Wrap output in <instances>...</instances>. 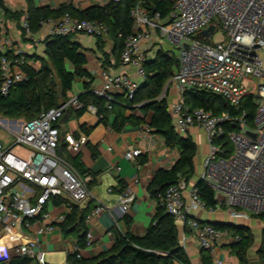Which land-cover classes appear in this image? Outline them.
I'll return each mask as SVG.
<instances>
[{
	"label": "built area",
	"instance_id": "2783aa9c",
	"mask_svg": "<svg viewBox=\"0 0 264 264\" xmlns=\"http://www.w3.org/2000/svg\"><path fill=\"white\" fill-rule=\"evenodd\" d=\"M131 1L133 33L124 41L120 60L133 67L143 81L147 50L156 34L179 50V66L162 95H166L170 85L178 91L179 96L168 111L179 134L187 135L192 127L205 133L209 150L200 179L212 189L217 201L216 207L207 206L196 185L188 188V183L179 179L159 194V203L185 233H191L201 250L211 253L215 264H224L217 254L220 241L226 237L229 242H237L239 235L201 221L195 212L206 210L214 214L225 210L233 220L250 221L257 217L264 222V0H171L173 7L168 18L149 9L151 0ZM46 24L50 25V35L108 33L103 22L81 19L69 12ZM21 25L27 36L33 37L27 16L22 18ZM211 25L214 31L202 35ZM218 25L224 32L213 40ZM0 52L3 53L0 92L7 95L26 78L24 65L32 63L22 48L8 49L3 37ZM104 77L103 86L93 91L109 101L117 94L132 99L140 86L138 80L127 74L104 72ZM195 90L222 96L236 113L192 107L184 95ZM247 96H252L255 102L251 122L243 108ZM69 107L85 108L99 118L97 107L85 105L78 96L30 120L0 116V134L7 132L14 136L8 145L0 138V264H8L16 256H27L37 264L47 263L43 238L54 232L67 215H55L50 209L54 199L79 204L90 197L88 184L92 176L80 175L62 152L63 145L78 152L88 141L84 132L78 136L62 134L59 122ZM16 146H22L20 153ZM141 154V149L130 148L124 157L131 160ZM134 199L135 194L128 186L117 194V203L124 211L129 210ZM105 209L107 206L100 202L87 219ZM91 238L88 233L87 246ZM75 250L81 257L80 248L76 246Z\"/></svg>",
	"mask_w": 264,
	"mask_h": 264
},
{
	"label": "trees",
	"instance_id": "16d2710c",
	"mask_svg": "<svg viewBox=\"0 0 264 264\" xmlns=\"http://www.w3.org/2000/svg\"><path fill=\"white\" fill-rule=\"evenodd\" d=\"M25 2L26 10H14L4 0H0V39L4 20L15 21L18 29L22 32L23 39L32 40V37L27 36L21 25L23 17L27 16L31 33L34 35L42 29L46 21L58 20L67 12L81 19L103 22L108 29V34L113 36L115 49L122 50L125 39L133 33L130 16L131 0L119 2L111 0L104 6H94L87 10H78L72 5L65 4L52 8L47 5L38 6L34 0H25ZM148 7L150 10L154 9L155 12H159L163 18H168L173 2L171 0H151L148 2ZM97 37L98 44L101 46L103 36ZM72 38L73 34H49L46 37L44 40L46 56L35 57L36 61H40V66L24 65L26 78L16 83L9 94L3 95L0 92V116L11 119H33L42 111L62 104L67 99L68 92L72 90L75 80L82 78L85 80V91L78 98L85 105L94 104L97 107V114L101 122L106 125L110 124L116 131H121L128 123L138 125L144 120L128 115L127 109L134 104L147 102L144 108L152 113L149 127L165 139L168 147L176 149L179 156L172 168H162L156 171L148 187L151 196L157 202V207L153 220L143 235H135L129 229L125 232H118L111 250L94 258L79 257V252L75 250L68 254L65 264H192L189 255L180 243L179 228L175 218L160 205L158 198L160 193H163L170 185L176 184L179 179H184L189 183L195 175L194 158L197 154V145L189 134L183 136L175 130L168 111L166 97L162 95L167 81L179 66V58L175 54L163 51L158 52L152 58L148 57L144 64L146 78L140 83L135 96L132 99L119 96L109 101L106 97L99 96L93 91L91 86L93 76L86 68L87 55L81 45ZM2 56L3 53L0 52V60ZM184 96L186 102L192 107H203L215 113L224 111L236 113L230 109L222 96L206 90L187 92ZM243 108L247 111L248 120L251 122L255 114V102L252 96H247L244 99ZM85 111L86 109L83 108L78 110L77 114L81 115ZM111 117L113 121L110 123ZM228 128L232 129V127ZM62 148L64 149L65 146L63 145ZM146 159L143 157L141 163H145ZM79 172L82 175L88 174L82 168H79ZM195 185L207 206L216 207L217 201L207 183L199 179ZM120 186L118 191H123L127 187L123 182H120ZM54 202L56 204L68 203L70 211L67 213L66 219L60 223L62 230L66 233L69 230L82 231L77 246L80 249L86 247L85 220L88 211L62 198H55ZM126 223L130 224L128 218H126ZM212 224L218 229L228 230L233 235H239V240L231 244V251L239 260V264H251L248 253L255 237L250 227L231 223ZM261 258L264 261V252ZM201 261L202 264H215L211 253L204 249ZM8 264L37 263L27 256H16L11 258Z\"/></svg>",
	"mask_w": 264,
	"mask_h": 264
},
{
	"label": "crops",
	"instance_id": "0c3cea01",
	"mask_svg": "<svg viewBox=\"0 0 264 264\" xmlns=\"http://www.w3.org/2000/svg\"><path fill=\"white\" fill-rule=\"evenodd\" d=\"M111 0H34L38 6H50L57 8L63 4L72 5L78 10H87L94 6H104ZM10 8L12 6L8 5ZM27 9L25 0L19 2V8ZM46 24L42 29L33 35L32 40H24L22 32L18 29L15 21L6 20L2 24V37L7 42L8 49L15 47L22 48L33 65H37L35 57H45L44 40L49 35ZM72 40L78 42L85 51L88 62L86 68L93 76L92 88H101L104 84V72L110 74L122 73L134 77L140 83L135 69L131 66L124 65L120 60L121 49H115V43L111 34H105L102 37L103 43L98 44V37L87 34H73ZM165 39L156 34L153 45L147 50L149 58L154 57L158 52H169L175 54L172 47H168L164 42ZM177 56V55H176ZM178 57V56H177ZM84 79L77 78L73 84L72 90L68 92L67 102L70 98L79 96L85 91ZM163 94V93H162ZM124 96L117 94L116 97ZM179 94L176 88L169 86L165 95L167 106L178 98ZM126 98V97H125ZM147 102H141L128 107L127 114L142 118L144 121L138 125L128 123L121 131H116L110 124H105L92 113L85 111L81 115L77 114L78 110L69 107L59 122V128L64 133H73L78 136L88 131V141L84 147L78 151H70L62 148V152L68 163L80 174L79 168L86 170L92 176L89 183L90 197L77 204L81 209H86L88 215L98 206L100 202L107 206L92 219L85 220L86 237L88 233L92 234L90 245L80 249L81 257L94 258L112 249L115 242V235L118 232H125L129 229L135 235H143L153 220L156 213L157 202L149 192V185L152 182L156 171L159 169H170L175 165L179 153L176 149L166 145L165 139L155 133L150 127L152 113L145 110ZM113 121L111 117L110 123ZM188 134L192 137L197 145V154L194 158L195 175L188 183V188L195 185L201 178L205 157L209 150V145L205 133L197 128H190ZM130 148L142 150L140 157L128 160L124 153ZM146 157V162L141 163V159ZM79 164V165H78ZM117 167H120L118 169ZM198 168V169H197ZM82 175V174H80ZM85 176V175H82ZM120 182L131 187L135 199L131 203L128 211H124L117 203V194ZM105 186L104 192L100 191L99 186ZM112 191H109V189ZM49 206L55 215L70 211L67 202L59 204L53 203ZM216 215V216H215ZM195 216L203 221L223 219V212L217 211L214 214L206 210L195 212ZM126 218L130 224L126 223ZM253 232V227L249 226ZM179 238L181 245L185 248L192 264H202V250L199 244L188 231L185 233L180 226ZM83 232L69 230L67 233L62 230L61 225L58 228L44 236V246L47 253L60 252L61 260L57 261L62 264L66 263L67 256L74 251L78 244L79 236ZM183 236L185 238H183ZM225 237L217 248V254L224 264H239V260L231 251V244ZM251 249V248H250ZM250 251V250H249ZM249 255V254H248ZM46 257V256H45ZM51 263V262H50ZM54 264V263H52Z\"/></svg>",
	"mask_w": 264,
	"mask_h": 264
},
{
	"label": "rangeland",
	"instance_id": "374dc122",
	"mask_svg": "<svg viewBox=\"0 0 264 264\" xmlns=\"http://www.w3.org/2000/svg\"><path fill=\"white\" fill-rule=\"evenodd\" d=\"M5 3L7 5H10L14 8H19V2H23L24 0H4ZM6 20L3 21V23L5 22ZM48 28V32H49V27ZM224 31L221 29V27L218 25V28H217V31L216 33L213 35L212 39L213 40H216L218 38L221 37V34L223 33ZM166 43V45L168 47H172L174 52H175V55H177L179 57V50L175 47V45L170 42L169 40H165L164 41ZM264 54V52L262 53ZM40 58V57H39ZM40 66V62H38V64L36 65V67H39ZM24 119V118H23ZM0 138L3 140V143L8 145L10 144L11 142L14 141V136L8 134L7 132H2L0 134ZM20 147L22 146H16V150L18 153H20L21 149ZM198 169V168H197ZM101 189L100 191L101 192H104L105 190V186H99ZM220 212H223V219L225 221H232L233 219L231 218L230 214L225 211V210H221ZM216 216V215H215ZM234 221V220H233ZM238 224H241V225H246V226H252L254 229H253V234H254V243L249 251V260L251 262V264H264V261H262V258H261V255L263 254L264 252V222L260 219V218H252V220L250 221H245V220H235ZM178 226H180L178 223H177ZM61 254L60 252H53V253H47L46 255V262L47 263H54V264H62L63 262L59 263L57 261H62L61 260Z\"/></svg>",
	"mask_w": 264,
	"mask_h": 264
},
{
	"label": "water",
	"instance_id": "95a60500",
	"mask_svg": "<svg viewBox=\"0 0 264 264\" xmlns=\"http://www.w3.org/2000/svg\"><path fill=\"white\" fill-rule=\"evenodd\" d=\"M213 31H214V26L211 25L209 29L202 31L201 34L204 35V36H208L209 33L213 32ZM206 222H209V223H225V224H230L231 223V224H235V225H241V224H238L235 220L234 221L233 220L232 221H225V222H222V221H219V220H209V221H206Z\"/></svg>",
	"mask_w": 264,
	"mask_h": 264
}]
</instances>
